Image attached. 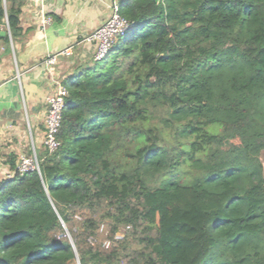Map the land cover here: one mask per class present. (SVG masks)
Returning <instances> with one entry per match:
<instances>
[{"label":"trees","instance_id":"1","mask_svg":"<svg viewBox=\"0 0 264 264\" xmlns=\"http://www.w3.org/2000/svg\"><path fill=\"white\" fill-rule=\"evenodd\" d=\"M23 4L0 0L13 41ZM117 9L126 35L62 81L57 150L0 181V264H264V0Z\"/></svg>","mask_w":264,"mask_h":264},{"label":"crops","instance_id":"2","mask_svg":"<svg viewBox=\"0 0 264 264\" xmlns=\"http://www.w3.org/2000/svg\"><path fill=\"white\" fill-rule=\"evenodd\" d=\"M122 1L24 0L20 19L25 35L17 41L10 32L0 37V181L14 176L11 160L43 151L46 101L56 89L55 81L62 84L93 65V48L83 37ZM6 30V24L0 25V32ZM65 49L70 56L60 55ZM57 54L48 65L47 58Z\"/></svg>","mask_w":264,"mask_h":264},{"label":"built area","instance_id":"3","mask_svg":"<svg viewBox=\"0 0 264 264\" xmlns=\"http://www.w3.org/2000/svg\"><path fill=\"white\" fill-rule=\"evenodd\" d=\"M45 22H50V19H47ZM130 28L131 25L119 16L117 5L113 4L110 7L109 17L92 33L83 37V42L91 45L93 48V62L103 60L117 40L124 37ZM60 55L70 56L71 51L70 49H65ZM57 56L58 54L48 57L46 63L48 65L54 64ZM55 88V91L46 101L42 146L48 153H53L59 147L57 133L61 124L65 98L68 96L66 88L59 81H55ZM35 169L38 170V159L34 152L33 155L30 156L19 155L15 161L13 175L15 173L23 175Z\"/></svg>","mask_w":264,"mask_h":264},{"label":"rangeland","instance_id":"4","mask_svg":"<svg viewBox=\"0 0 264 264\" xmlns=\"http://www.w3.org/2000/svg\"><path fill=\"white\" fill-rule=\"evenodd\" d=\"M93 64H94V62H93ZM260 160H261V162H262V165H263V168H264V151L261 153V156H260ZM76 220L77 221H79L80 220V217H77L76 218ZM124 232H125V229H123V228H121L119 231H118V233L116 234V239H119V238H122L123 237V235H124ZM66 238L69 240L70 239V237L68 236V233L66 232ZM70 241H71V239H70ZM72 242V241H71ZM103 245L105 246V247H107L108 246V241L107 242H105V243H103ZM71 264H79V262H78V260H76V261H74L73 263H71Z\"/></svg>","mask_w":264,"mask_h":264},{"label":"water","instance_id":"5","mask_svg":"<svg viewBox=\"0 0 264 264\" xmlns=\"http://www.w3.org/2000/svg\"><path fill=\"white\" fill-rule=\"evenodd\" d=\"M0 37H1V38L9 37V30L1 31V32H0Z\"/></svg>","mask_w":264,"mask_h":264}]
</instances>
